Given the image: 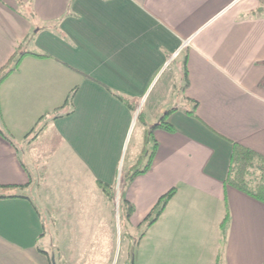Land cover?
<instances>
[{"label": "crops", "instance_id": "crops-1", "mask_svg": "<svg viewBox=\"0 0 264 264\" xmlns=\"http://www.w3.org/2000/svg\"><path fill=\"white\" fill-rule=\"evenodd\" d=\"M259 6V0H0V67L31 35L26 50L49 55L25 54L0 84V124L21 150L0 132V184L33 182L34 144L46 138L50 202L57 203L56 186H72L82 200L112 198L127 141L140 124L121 196L134 205L130 220L142 222L174 187L150 225L162 263L212 243L214 264H264V202L226 181L234 141L264 154ZM75 87L73 106L61 108ZM169 89L182 90L185 102L164 112ZM191 98L198 101L195 114L187 112ZM42 115L38 134L26 136ZM165 116L172 129L161 124ZM144 139L152 149L138 168ZM134 168L140 171L131 175ZM43 223L28 199H0V264H49L38 248Z\"/></svg>", "mask_w": 264, "mask_h": 264}, {"label": "rangeland", "instance_id": "rangeland-1", "mask_svg": "<svg viewBox=\"0 0 264 264\" xmlns=\"http://www.w3.org/2000/svg\"><path fill=\"white\" fill-rule=\"evenodd\" d=\"M31 37L32 35L20 42L17 54L7 68L12 67L21 52L31 46ZM172 61L173 59L168 63V66ZM174 85L180 87L178 82ZM180 89H169L163 97V103L166 106L164 112L173 103L176 106L184 105L185 100L182 99V90ZM146 114L149 115V112L146 111ZM146 114L144 112L143 116L145 117ZM139 125L135 129L130 144L129 139L127 141L125 168L120 169L119 180L116 186L112 187V198L106 197L99 201L97 198L95 201L80 199L71 191L72 186H56L53 191V199L57 198V203L50 202L48 164L45 163L49 151L47 139L40 138L34 144L38 151L37 162L30 167L32 168L33 182H40L42 185L41 189L39 186H34L31 189L26 188V190L40 209L45 224L46 234L41 237L40 244L49 251L50 259L47 257L49 264H52V256L55 257L57 264H130L132 260L135 264H142L145 259L147 264H163L160 253L156 252L158 248L155 247L157 241L153 238V235L155 237L154 230L148 226L150 220L157 214L159 205L156 206L154 212L146 214L148 216L147 218L145 216L144 220L142 219L141 224V222L129 219L121 196L124 175L129 171L133 149L138 148L135 145V139ZM29 136L33 137L34 133ZM142 142V156L139 159L138 168L144 167L148 159L146 158L149 154L148 151L152 149V142H148L147 139ZM134 170L135 168L132 169V171ZM88 197L90 198V196ZM157 203L158 201L152 209ZM145 230H147L146 234L140 238L141 233ZM211 244H208L205 252L197 249L187 258L171 264H214V255H212L214 244L212 246ZM203 253L204 256L200 258Z\"/></svg>", "mask_w": 264, "mask_h": 264}, {"label": "trees", "instance_id": "trees-1", "mask_svg": "<svg viewBox=\"0 0 264 264\" xmlns=\"http://www.w3.org/2000/svg\"><path fill=\"white\" fill-rule=\"evenodd\" d=\"M260 6L258 8L259 11H264V0H259ZM17 54V50L11 55V57L8 59V61L2 65L0 67V84L3 82V80L14 70H16L20 64V60L22 58V56H24L25 54H36L39 56H49L47 53H37L34 51H23L21 52V54L16 58V61L14 63V65L12 67H9V64L12 62V60L14 59L15 55ZM186 63H187V59H185V70H184V74H185V80H186V84H188V72H187V68H186ZM7 68V69H6ZM78 87H75L74 89H72L70 91V93L68 94L64 105L61 108H64L65 105L68 106H73V99L75 96V93L77 91ZM107 89L117 98H119L122 102L126 103L130 108L134 109V105L131 103V101L126 98L124 95L120 94L119 92L112 90L111 88L107 87ZM192 101V108L187 109V112L191 113V114H195V109L198 105V101L194 98H191ZM58 108L56 109L55 113L53 114L54 118L60 117L63 114H70L74 111V108L71 107V109H68L66 112H62L60 111ZM174 109H177V107H172L168 110V114H170ZM0 114H1V108H0ZM45 115H42L39 120L37 121V123L31 128L30 131H28V133L26 134V136H29L31 133H34V136H36V134H38V132L41 130L42 126L39 125L41 119L44 117ZM1 117V116H0ZM163 122L161 123L162 125L166 126V128L168 129H172L173 125L170 122H166V116L164 117V120H162ZM0 132L2 133V135L8 139L11 143H13L16 147V149L18 150V152L20 153L21 150L19 148V146L15 143L14 137L12 135V132L9 130L8 127H6L5 125H1L0 124ZM33 136V138H34ZM21 161L24 163V161L22 160L21 156H20ZM25 164V163H24ZM27 168V167H26ZM28 169V168H27ZM29 171V169H28ZM140 171V170H139ZM139 171H133L134 173H131V175L136 174ZM129 174V176H131ZM227 183H229L230 185H232L235 188H238L246 193H248L249 195H252L253 197H255L256 199L264 202V154H262L261 152H258L257 150L253 149L252 147L242 143V142H238V141H234L233 142V150H232V155H231V159H230V166H229V171H228V177L226 179ZM33 182L30 181L26 184H11V183H7V184H0V199H8V198H25L28 199L31 203H33L34 208L39 212L40 209L38 208L36 202L34 201L33 197L30 196V194H28V191L26 190V188L31 189L34 188V186H39V182L38 184L36 183L35 185L32 184ZM100 185H102L105 189H107V184L103 183L102 181H99ZM174 193V187L171 188L169 191H167L165 194H163L159 200L158 203L155 205V207L150 211L149 214H151L152 212H154V210H156V206L159 205V208L157 210V214L155 215L154 218H152L150 220V222L148 223V226L152 225L161 215V213L163 212L168 200L170 199V197L173 195ZM112 197V193L110 194ZM122 200L124 203V206L126 207L127 210V215L130 219V216L132 215V213L134 212V205L125 197L122 196ZM148 216V215H147ZM147 216L145 218H147ZM142 224V222H141ZM43 226L45 227V224L43 223ZM147 230L143 231L141 233V237H143L146 234ZM44 235V233H43ZM139 238V239H140ZM139 239H137L139 241ZM137 241V242H138ZM40 252L44 253L49 259V251L43 249L42 247H38ZM131 264V261H130Z\"/></svg>", "mask_w": 264, "mask_h": 264}, {"label": "water", "instance_id": "water-1", "mask_svg": "<svg viewBox=\"0 0 264 264\" xmlns=\"http://www.w3.org/2000/svg\"><path fill=\"white\" fill-rule=\"evenodd\" d=\"M51 260H52V264H57L54 256L51 257ZM131 264H135L134 260L131 261Z\"/></svg>", "mask_w": 264, "mask_h": 264}, {"label": "built area", "instance_id": "built-area-1", "mask_svg": "<svg viewBox=\"0 0 264 264\" xmlns=\"http://www.w3.org/2000/svg\"><path fill=\"white\" fill-rule=\"evenodd\" d=\"M175 55V54H174ZM174 55L172 57H170L168 63L174 58Z\"/></svg>", "mask_w": 264, "mask_h": 264}]
</instances>
